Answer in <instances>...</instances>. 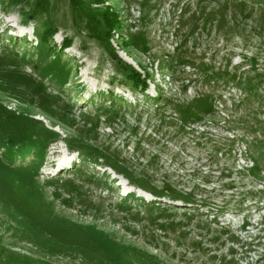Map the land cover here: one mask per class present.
I'll return each instance as SVG.
<instances>
[{
	"label": "rangeland",
	"instance_id": "374dc122",
	"mask_svg": "<svg viewBox=\"0 0 264 264\" xmlns=\"http://www.w3.org/2000/svg\"><path fill=\"white\" fill-rule=\"evenodd\" d=\"M107 1L0 0V264H264V0Z\"/></svg>",
	"mask_w": 264,
	"mask_h": 264
},
{
	"label": "trees",
	"instance_id": "16d2710c",
	"mask_svg": "<svg viewBox=\"0 0 264 264\" xmlns=\"http://www.w3.org/2000/svg\"><path fill=\"white\" fill-rule=\"evenodd\" d=\"M96 2H100L101 4H103V8L101 9V15L106 27L105 33L106 35L109 37L113 34V29L114 28H119L122 24V20H121V16L119 14V12L107 1V0H95ZM243 2H249V3H254V2H259L261 0H242ZM55 32V26H47L46 28H44L41 31V40L42 42H46L49 41V38L53 35V33ZM72 41V37L68 36L67 34L64 35L62 37L61 40V44L58 46L57 48V52L54 55H58L59 53L63 51L64 47L69 46L71 44ZM124 43H128V42H124ZM139 66L141 68H143L144 73H142L139 69L137 68H131L130 71L124 76L129 83L131 84L132 87L134 88H140L141 90H145L148 86V80L149 78L152 77V73L150 72V70L146 69V66L142 63H139ZM159 67L161 69L168 67V66H163V64H160ZM61 74H59L60 76ZM66 76L67 73L64 74V77L60 78L61 82H64L66 80ZM241 82V76H239V79L236 81L237 85H240ZM245 89V88H244ZM111 96H110V102H113L114 99L116 98V95H112V91H110ZM249 95V94H248ZM260 100L264 99V95H257L255 94ZM207 103L203 106L204 111L207 112L209 110L213 109V100L212 98H206ZM55 115V112L53 113V116ZM72 120H69L67 118H63V120H60V125L63 127L68 128L69 126H71L74 123V118H70ZM260 127V126H259ZM261 129L264 130V126L260 127ZM255 129H253L252 131H254ZM251 131V132H252ZM255 136V135H254ZM60 137V133L56 130H51V135L48 137L47 142L45 143V145L42 147L41 150H38L34 145H26L24 149L19 150L20 152H16L14 151V149L10 146L7 150L9 155H12L11 157L13 158V160L15 159V157H20V159L24 158V156L26 154H30L31 151L34 150V153H32L31 156V160L28 161L29 165L28 167H30L31 165H33L32 163L35 162L36 159H40L42 157V154L45 151L46 146L48 145L49 142L53 141V140H57ZM256 137V136H255ZM63 141H65L66 145H68L71 149H72V136L71 134H68L66 136H62L61 138ZM252 139L246 140L247 144L249 145V143L251 142ZM256 141L260 142V143H264V137L262 138H258L256 137ZM259 145V144H258ZM76 150H78L77 152H79L81 154V156L83 158H87L90 156V154H84L82 149L80 148V146L76 147ZM106 154H102L103 158H105ZM254 159V163L257 164L259 160H257V158H253ZM39 166V165H37ZM112 166V165H111ZM23 167V166H20ZM38 168V167H37ZM36 168V169H37ZM117 172H122L117 169ZM141 188L153 193L154 195H161V194H168L172 197H179L181 198L183 201H195L197 200L195 197V192L193 190H189V191H184L183 189H179L178 193H172L169 188L166 191H162V192H158L148 186H140ZM196 187V186H193ZM132 192V191H131ZM201 205L204 204V199L200 200ZM155 201L150 203L151 207H154ZM158 205V204H157ZM168 207V206H167ZM166 207V208H167ZM108 242H110V245H112V242L115 244H120V242H118L115 239H112L110 237H107Z\"/></svg>",
	"mask_w": 264,
	"mask_h": 264
},
{
	"label": "bare ground",
	"instance_id": "6f19581e",
	"mask_svg": "<svg viewBox=\"0 0 264 264\" xmlns=\"http://www.w3.org/2000/svg\"><path fill=\"white\" fill-rule=\"evenodd\" d=\"M126 195V194H125Z\"/></svg>",
	"mask_w": 264,
	"mask_h": 264
}]
</instances>
